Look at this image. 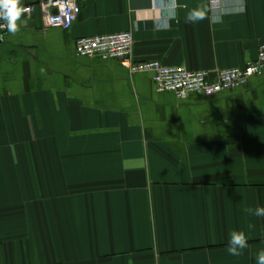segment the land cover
Wrapping results in <instances>:
<instances>
[{
	"label": "crops",
	"instance_id": "obj_1",
	"mask_svg": "<svg viewBox=\"0 0 264 264\" xmlns=\"http://www.w3.org/2000/svg\"><path fill=\"white\" fill-rule=\"evenodd\" d=\"M51 1L22 0L35 13L0 41V264H257L264 74L178 99L75 44L131 31L135 61L214 77L257 58L264 0H87L69 30Z\"/></svg>",
	"mask_w": 264,
	"mask_h": 264
},
{
	"label": "built area",
	"instance_id": "obj_2",
	"mask_svg": "<svg viewBox=\"0 0 264 264\" xmlns=\"http://www.w3.org/2000/svg\"><path fill=\"white\" fill-rule=\"evenodd\" d=\"M87 0H53L41 4L47 13L48 25L69 30L82 11V3ZM173 3L175 0H171ZM159 0H153V5L158 6ZM221 0H210L213 12L219 10ZM26 11L23 17H31L35 6H23ZM3 23V21H0ZM7 31L0 30V41ZM134 36L131 31L115 34H103L83 37L76 41L75 52L79 57L103 60H117L129 74L149 73L152 75L158 92L174 93L178 99H186L193 93L205 96H215L226 91L247 86L254 76L264 74V43L258 50L257 58L243 66L219 70L214 77L207 70L191 71L185 67L166 66L160 61L137 62L133 58Z\"/></svg>",
	"mask_w": 264,
	"mask_h": 264
},
{
	"label": "clouds",
	"instance_id": "obj_3",
	"mask_svg": "<svg viewBox=\"0 0 264 264\" xmlns=\"http://www.w3.org/2000/svg\"><path fill=\"white\" fill-rule=\"evenodd\" d=\"M26 9L22 5V0H0V30L6 31L15 35L19 31V27L24 23L22 17ZM204 18V13L201 10H193L187 15L189 22H198ZM41 74L44 69H40ZM10 148L15 153V146L10 145ZM254 215L264 217V207H257L254 210ZM228 253L232 256H240L241 250L248 246L247 237L243 231H233L229 237ZM257 264H264V250H261L256 257Z\"/></svg>",
	"mask_w": 264,
	"mask_h": 264
}]
</instances>
